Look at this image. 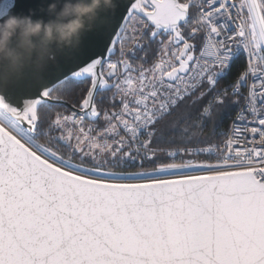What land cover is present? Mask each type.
<instances>
[{
    "label": "snow or ice",
    "instance_id": "6c2138e0",
    "mask_svg": "<svg viewBox=\"0 0 264 264\" xmlns=\"http://www.w3.org/2000/svg\"><path fill=\"white\" fill-rule=\"evenodd\" d=\"M125 11L0 92V264H264V0Z\"/></svg>",
    "mask_w": 264,
    "mask_h": 264
},
{
    "label": "clouds",
    "instance_id": "9594fccd",
    "mask_svg": "<svg viewBox=\"0 0 264 264\" xmlns=\"http://www.w3.org/2000/svg\"><path fill=\"white\" fill-rule=\"evenodd\" d=\"M114 0H51L48 19L32 14L0 17V92L23 81L43 82L49 63L79 43Z\"/></svg>",
    "mask_w": 264,
    "mask_h": 264
},
{
    "label": "water",
    "instance_id": "95a60500",
    "mask_svg": "<svg viewBox=\"0 0 264 264\" xmlns=\"http://www.w3.org/2000/svg\"><path fill=\"white\" fill-rule=\"evenodd\" d=\"M51 0H18L17 11H24V15H29L28 11L35 10L33 18L48 19L46 9ZM115 7L101 11L95 23L87 30H85L76 47L66 49L57 54L55 58L49 63L44 75L46 81L49 77L59 75L60 72L73 62H79L81 59H87L89 56L99 58L100 54L107 57L104 51L108 44V39L115 38L112 35L119 31V25L123 23L122 17L126 16V7L129 6L130 0H114ZM23 81L21 83H24Z\"/></svg>",
    "mask_w": 264,
    "mask_h": 264
},
{
    "label": "trees",
    "instance_id": "16d2710c",
    "mask_svg": "<svg viewBox=\"0 0 264 264\" xmlns=\"http://www.w3.org/2000/svg\"><path fill=\"white\" fill-rule=\"evenodd\" d=\"M155 47V46H154ZM223 81H222V85H223ZM88 87V84L87 83H84V84H77L75 87H74V89H73V92H72V95L74 96V97H76L77 96V94L79 93V91H80V89H82V88H84V89H86ZM105 95H110V93H105ZM227 129V124H225V127H224V129L223 130H226ZM41 142H44V138L43 137H41Z\"/></svg>",
    "mask_w": 264,
    "mask_h": 264
}]
</instances>
